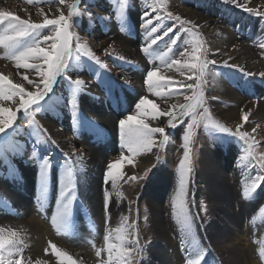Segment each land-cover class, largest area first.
Here are the masks:
<instances>
[{
    "label": "rangeland",
    "instance_id": "obj_1",
    "mask_svg": "<svg viewBox=\"0 0 264 264\" xmlns=\"http://www.w3.org/2000/svg\"><path fill=\"white\" fill-rule=\"evenodd\" d=\"M68 2L71 3L73 0H68ZM152 3L153 0H129L126 8V18L130 25V30L121 31L120 22L115 18L117 5L114 3V0H81L79 23L72 31L76 35H79L81 41H87L91 50L107 67L100 68L98 65L88 61L86 57L80 58L82 61L80 63H77L76 60L72 61L73 67L68 70V76L73 80L80 78L85 81L84 91L76 98V106L81 118L79 125L74 121L72 107L68 104V100L70 99L69 80L65 78H58V82L54 86V92L46 98V101L41 102L43 108L35 111V127H29L28 125V121L32 119L31 115L25 116L23 111L17 113L18 119L14 125V130H7L8 134L0 139V188H2L0 189V202L3 199V188H16L20 190L32 188L28 191L26 190V196L23 192L22 197H25V199L31 198L33 203L31 204L32 218L33 220L36 218L40 222L39 225L43 226L48 232H42V236H34L33 239L44 242L43 253L56 264L57 258L52 254L51 249L48 248L49 242L67 252L77 261V264H100L101 258L96 257L95 251L97 248L103 246V235L106 229L117 227L123 217H127L129 226H135L134 228L130 227L129 231L138 233L140 246L144 249L143 255L139 259V264H157L155 254L159 251L164 253V257L172 258V261H169L170 264H185V256L191 250L192 241L185 240L182 244L183 234L172 217L171 202L168 204L166 202L167 195L163 208L167 212L169 221L165 223L164 227L165 233L169 234L172 238L173 245L175 246L174 251L160 238L152 234L150 210L146 207V204L141 205L140 201L144 197L143 194H147L146 188L148 184L157 175V172H161V170L170 172L171 178L169 181L171 182L169 184L170 187H174L173 192L171 188V192L165 191V194H171L172 197L175 195L176 190L174 191V189L177 188L178 183V165L184 151L181 147L183 142L182 134L188 122V117L179 118L184 121L183 124L179 123V120L174 121L177 125L176 127L168 125L169 118L167 116L159 117L155 121H149L153 127L165 128L168 142L160 149L154 148L152 152L133 156L132 163H129L126 159L122 165L114 169V172H118L122 176V178L117 179L115 188L112 187L111 180L105 184L104 174L107 171L109 163L119 160L122 152L127 154V149L121 148L118 123L120 119L135 114V104L141 97H148L162 105L166 104V102H172L177 105L185 103L182 94L172 95L171 99L166 98V100L152 96L143 81L146 77V72L152 69L154 65L162 67L161 62L155 60V55H164L167 60L171 58L181 59V53L185 52L186 49L188 51L191 50L190 44L186 43V41L190 40L189 31H191L192 33H199V37L207 50V59L215 61V64H209L206 83L203 87L205 106L209 109L212 119L224 124L232 132L236 131L237 125H242L240 131L248 132L255 139L257 147L255 159H253L246 156L245 149L247 145L244 141L238 140L232 135L215 132L211 128H205L203 125L197 127L196 135L193 137L190 146L192 150L193 171L189 182L190 188L188 187L189 208L193 210L192 216L195 217L196 224L200 226L201 230V226L203 228L208 227L210 221L208 219L210 218L208 212L209 210H213L212 199L218 197L222 202L226 201L227 204L223 205V207H227L229 213L237 211L244 215L242 223L239 222V230L245 243L244 249L246 248V251L249 249L250 258L252 256L256 258L250 259V264H264V261L259 258L257 250V248L259 249L264 245V213L260 211L264 207V184H261L257 188L253 198L245 200L242 197V189L246 183H250L256 177H264V160L261 159V156H264V120L259 119L258 113L253 112L254 116H249L247 122L236 124L234 121L221 118L220 115L215 114V110L212 108L215 105L224 111L234 108L232 101L227 100L226 102L217 96L215 97V95L219 94H230L229 90L241 99L244 102L243 104H255L254 107L256 108L260 103L264 102V76L249 71L247 69L248 66L245 64L237 65V57L224 58L220 49L214 46L213 40L209 41L208 38L209 36L214 40L222 39L225 41L229 36L232 41L247 48L255 56L256 60L264 65V15L257 16L253 12L245 10L251 8L264 13V0H236V3H233V0H165L166 8L158 9L157 12L152 11ZM237 5H243V7H238ZM177 7L195 12L197 19L193 22L191 16L180 13L176 10ZM39 8H42L49 15V18L60 14L57 12V8H60L65 15L68 13L67 6L60 5L57 0H39V3L35 5H29L26 0H0V10L11 11L22 19L31 18L33 22L41 21V17L38 14ZM145 11L149 12L153 19L152 26H159L157 35H162L163 30L166 28L170 27L173 29V32L159 41L158 45L153 46L155 52L152 57L141 52V45L145 42V32L141 27L142 16ZM167 12H171L173 16L171 18L167 17ZM157 14L163 17L159 21L156 20ZM176 16L191 23L181 24L180 21L175 19ZM206 18L213 20L224 32H212L210 28H203V22ZM173 36H179L175 45L169 43ZM98 37L108 39L119 37L123 41L133 43L139 61L135 60L137 58L121 60L119 55L111 51V54H105V49L109 47L100 46L97 43ZM75 43L74 39L72 41L73 49ZM3 54V49H0V57ZM150 58L153 60V63H149ZM224 61L228 62V66H224ZM162 71L171 72L163 67ZM17 72L24 74L25 70H17L12 61L0 58V74L9 76L13 82L23 83L27 90H34L32 85L21 81L20 75ZM132 72L141 74L140 94L131 96L133 103H127L125 110L122 112L118 110L119 107L121 106L124 109L123 101L130 97L129 93H125L122 90L129 91V89L133 88L130 81L132 77L130 73ZM246 73L250 75H246ZM28 74L30 79L39 82V78L35 76L34 72ZM163 74H166V77H173L165 72ZM174 74L179 77L175 78V75L173 77L177 82L172 86L173 92H187L190 95V90L179 87V82L183 81L185 84H194L195 81L186 80L185 77L176 72ZM124 78L130 80L125 81ZM87 82L90 85H87ZM92 89L94 93L91 92ZM165 92H167V89H165ZM92 100L98 106L100 105L105 112L110 113L108 115L109 119L114 118L111 125L98 119L97 115L89 112L90 110L88 109L91 103H93ZM0 104L9 106L13 110L16 107L15 104L9 101H0ZM36 107L33 106V110ZM160 108L165 110L161 106ZM241 110L239 111L240 113ZM200 111L203 110L201 109ZM218 112L221 111L218 110ZM54 127L67 133L68 137L74 142L73 149H65L61 146L58 142V137H55L52 133V128ZM254 128L256 129L255 132L252 131ZM96 137L98 138L96 139ZM100 139H106L107 144L113 147L112 150L109 151L108 148L106 151ZM156 139H160L159 134H156ZM81 144L98 153L104 152L106 155L100 169V183L97 188L99 195L97 199L98 201L100 200V216L103 219L101 228L104 229L91 241L93 251L89 250L92 257L88 256L87 252L83 253L64 247L62 244L60 245L54 236L56 229L51 222L52 215L57 211L58 194L62 187L66 168L69 165H74L75 186L73 195L75 196V200L72 205L73 218L71 219V228L73 231L70 230V236L78 240L79 234H85L88 231L98 232V225L92 218L90 211L83 206L82 199L79 197L85 193L81 189V186H83L82 188L84 186H93L89 182L93 174H89L88 170L76 160L79 155L77 150H79L78 148H80ZM33 151L37 153L36 157L32 156ZM145 154H147L150 160L149 166L145 170L140 166L135 167V165H139L142 162ZM45 155L50 159L52 168L49 175V191L46 196L41 198L36 160ZM157 156H159V159H157ZM66 160L69 162L68 164H66ZM207 162H209L214 172L220 170V165L227 173L228 179L224 181L212 180L210 178L200 180V176L204 172H209V169L205 168V163ZM216 165L218 166V170L215 168ZM128 176L144 178L133 181L127 179ZM15 178L16 181L23 182L25 180L26 182L23 186L17 188V183L14 185L12 182ZM120 182L121 184H119ZM105 192L109 196L107 211L105 210L104 203ZM114 195H119L121 199V211L117 212L115 217L109 212L110 201ZM208 195H210L209 198ZM30 198L28 199L30 200ZM230 206L232 211L230 210ZM202 207H206V211L201 210ZM110 218L113 219L110 220ZM231 224L234 223L229 222V229L231 232H235V228L238 229V224L235 222V227ZM258 224L259 227L256 230ZM253 229L255 236L261 234L262 240L253 237ZM200 230L196 229L195 237L199 244L206 249V264L220 263L221 258L219 256L213 258V254L215 255L219 252L214 244L210 246L212 239L205 232L207 230L202 229V233H200ZM254 240L256 243H253ZM251 245L255 246L254 252L249 248ZM67 246L69 245L67 244ZM45 249H48L47 254L45 253ZM81 253L85 257L86 263L79 261ZM102 258L106 259V254H102ZM133 264H136V261H133Z\"/></svg>",
    "mask_w": 264,
    "mask_h": 264
},
{
    "label": "snow or ice",
    "instance_id": "obj_2",
    "mask_svg": "<svg viewBox=\"0 0 264 264\" xmlns=\"http://www.w3.org/2000/svg\"><path fill=\"white\" fill-rule=\"evenodd\" d=\"M29 5L39 3V0H26ZM60 5H66L68 13L65 15L60 8L57 12L60 14L49 18L42 8L38 9V14L41 17L40 22H33L31 18L22 19L20 16L11 11L0 10V49H3V56L0 58L12 61L14 67L24 69L25 73L20 74L21 81L32 85L34 90H27L23 83L13 82L9 76L0 74V101H9L15 104V110L9 106L0 104V139L6 136L7 130L13 129L18 119L17 113L23 111L25 116L31 115L32 119L28 121L29 127H35V111L43 108L42 101H46L51 93L54 92V86L58 82V78L69 80V96L68 104L72 107L73 119L77 125L81 123V118L76 106V98L84 91L85 81L80 78L71 79L68 76V70L73 67V60L77 63L82 62L80 58L86 57L88 61L98 65L100 68H106L107 65L101 62L98 56L91 50L87 41H81L79 35L73 33L72 29L79 23L80 3L81 0H73L69 3L68 0H57ZM117 5L115 18L120 22L121 31L130 30L126 18V8L129 0H114ZM236 3V0H233ZM243 7V5H237ZM152 11L157 12L158 9H165V0H153L151 5ZM246 11L253 12L255 15H264L255 9L247 8ZM166 16L171 18L173 14L167 12ZM76 18V19H74ZM163 17L156 15V20L159 21ZM175 19L181 24L191 23L184 21L181 17L176 16ZM153 25V19L149 12L145 11L142 16L141 27L144 29V44L141 45V52L149 57L153 56L155 49L154 45L167 37L173 32L172 28L163 30L162 35H157L158 25ZM151 26V27H150ZM47 30V31H45ZM190 40L186 43L190 44L191 50L187 49L181 53V59L171 58L165 59L164 55H155V60L160 61L164 69L174 71L185 77L186 80L195 83L185 84L179 82V87L190 90L187 92H173V85L177 82L173 77H166L162 73L160 65L146 72L144 84L152 96L158 97L161 100L171 99L172 95H183L185 103L171 104L166 110H162L160 105L149 99L141 97L135 104V114L128 115L124 119H120L118 123L121 148L127 149V154L122 152L119 160L109 163L107 171L104 174V182L107 184L109 180L112 182V187H116L118 178H122L121 174L114 172L118 166L127 159L132 163V157L141 153L152 152L154 148L160 149L168 142V135L164 127H153L149 121H155L159 117L167 116L168 125L176 127L174 121L183 124L184 121L180 117H188V122L184 127L182 134L183 156L178 165V183L175 195L171 199V214L175 222L183 234L182 244L185 240H191V250L185 256V264H205L206 249L199 244L195 237L194 220L190 213L188 200V186L191 179L192 155L191 144L193 137L196 135V128L203 125L205 128H211L213 131L235 136L238 140H242L247 145L245 154L247 157L255 159L257 143L248 132L240 131L242 125H237L236 131L224 124L212 119L209 109L205 106L203 87L206 83L209 64H215V61H210L206 57V48L199 37V33L189 31ZM75 39V47L73 49L72 41ZM179 36H173L169 41L171 45H175ZM109 45L105 49V54H111ZM75 53V55H74ZM186 57V58H185ZM121 60L125 58L119 57ZM149 63H153L150 58ZM224 66H228V62L224 61ZM35 73L39 78V82L29 78L28 73ZM246 75H250L246 73ZM264 76V73L261 74ZM167 89V92H165ZM33 106H37L33 110ZM203 111H200V110ZM31 110V111H30ZM240 119L242 122H247L249 113L241 110ZM253 132L256 131L254 128ZM156 134H159L160 139H156ZM39 143V141H37ZM19 154V153H17ZM33 157L37 153L33 151ZM82 159V158H78ZM159 159V156H157ZM264 160V156H261ZM38 164V182L41 198L46 196L49 191V175L52 164L50 159L45 155L36 160ZM69 162L66 160V164ZM147 175V173H145ZM144 177L128 176L129 180L143 179ZM264 184V177H256L250 183H246L242 189V197L245 200L251 199L254 196L257 188ZM75 186L74 165H69L66 168L65 175L62 181L57 199V211L51 217L53 227L57 232L68 233L71 230L72 205L75 200L73 195ZM109 196L105 192L104 203L107 211ZM206 211V207H202ZM264 213V207L260 209ZM107 223V221H106ZM127 223V217H123L119 225L115 228H107L103 235V246L97 248L95 255L101 258L100 264H139V259L142 257L144 249L140 246L138 233L130 232ZM253 243H256L254 240ZM95 247V245H93ZM27 247L26 242L20 231L14 229L0 228V264H26L23 256L24 250ZM48 248L57 258V264H77L67 252L58 248L55 244L49 242ZM48 249H45L47 254ZM102 254H106V259L102 258ZM260 259L264 261V245L258 249ZM35 264H41L40 260H36Z\"/></svg>",
    "mask_w": 264,
    "mask_h": 264
},
{
    "label": "bare ground",
    "instance_id": "obj_3",
    "mask_svg": "<svg viewBox=\"0 0 264 264\" xmlns=\"http://www.w3.org/2000/svg\"><path fill=\"white\" fill-rule=\"evenodd\" d=\"M176 10L179 11L180 13H184L185 15L187 14L191 16V19L193 22L197 19L195 12L187 11L181 7H177ZM203 24H204L202 26L203 28H210L212 32L214 31L224 32L222 28H220L216 23H214L213 20L209 18H206ZM208 38H209V41L213 40L212 42L214 43V46L220 49V52L223 54L222 56L224 58L237 57L238 58V60L236 61L237 65L245 64L248 66L247 69L249 71H252L254 73H259V75L264 73V65L261 64L259 61H257L255 56L252 55L247 48H245L244 46L240 44L235 43L234 41L230 39L229 36L227 37L225 41L222 39L214 40L212 37H209V36ZM97 43L100 46L104 45L105 47H109V45H111L112 46L110 49L111 52H114L120 57L123 56L127 60L134 59V58H137L135 60L139 59L137 57L136 48L134 47L133 43L123 41L119 39V37L118 38L113 37L112 39H108L105 37H98ZM163 72L173 77L176 76L175 78L179 77L178 75H175L173 71L171 72L162 71V73ZM130 74L132 76L130 78L131 80L128 78H124V79L125 81L130 80L132 82L131 86L133 88L129 89L130 92L128 90H122L123 92L129 93L130 95V97L126 98L127 100L125 99L123 101L124 109H122L121 106L119 105L120 107L118 110L122 112L125 110L126 108L125 105L127 103L128 104L133 103L131 96H134L135 94H140L139 85L141 83L140 82L141 74L140 73L138 74V72L137 73L132 72ZM165 76L167 75L165 74ZM88 84L89 83L87 82V85ZM91 92L94 93V90L92 89ZM229 93L230 94H226V95H220V94L219 95L214 94V95L215 97L217 96L219 99L225 100L226 102L227 100L232 101L234 103L233 105L234 108L224 111V110H220L219 107L215 105L212 107L215 110V114L220 115L221 118L223 117L226 120H231V121L236 122V124H238L242 122L240 119L241 113L239 112L240 109H242L244 112L249 113L250 117L254 116L252 114L253 112L258 113V115L260 116L259 119L264 120V102L260 103L255 108L254 107L255 104H243L244 102L238 97H236L231 92V90H229ZM92 102L93 103H91V105L89 106L90 108L88 109L90 110L89 112L93 113V115H97L98 119L104 122H107L109 125H111L114 121V118L109 119L108 115L110 113L105 112V110L100 105L99 107L95 103V101L92 100ZM171 104L173 103L166 102V104L164 105L162 104H159V105L166 110ZM218 110L221 112H218ZM52 129H53L52 133L54 134L55 137H58L59 140L58 139L57 140L63 148L73 149L74 142L68 137L65 131L56 129L55 127ZM97 138L98 137H96V139ZM100 140H102L104 149L106 151L108 148H109V151L112 150L113 147L107 144L106 139H100ZM78 149L79 150H77V152H79V155L76 158L77 162L80 163L82 166H84L88 170L89 174H93L92 179L89 181L90 183L93 184V186H90V187L84 186V188H82L83 186H81V189H83V192L85 193H83V195L81 194L79 197L82 199L83 206L90 211L92 218L94 219L95 223L98 225L97 227L98 232L88 231L85 234H79L78 240L74 237H71L70 232L65 233L61 231L58 233L56 230L54 233V236L57 239V241L60 243V245L62 244L64 247H68L73 250L81 251L83 253L87 252L88 256L92 257V255H90V250L93 251V248L91 246L92 244L91 241L94 240L97 234L104 229V228L103 229L101 228V226L103 225L102 224L103 219L100 216V205H99L100 200L98 201L97 199V197L99 198V195L97 193L98 192L97 188L99 187V183H100V176H99L100 169L102 167V163H103V160H105L104 157L106 155L104 154V152L98 153L96 151H93L91 148H88L84 144H81L80 148ZM78 158H82V159H78ZM143 160L142 162L139 163V165L138 164L135 165V167L140 166L142 167L143 170H145L150 164V160L148 159L147 154L143 156ZM205 168L209 169V172L208 173L204 172L203 175L200 176V180H203L205 178H210L212 180L224 181L228 179L227 173L223 170V168L220 165H219L220 170L217 172H214L209 162L205 163ZM215 168H217L218 170L217 165L215 166ZM164 171L161 170V172L160 171L157 172V175L153 178V180H151V182L148 184L146 188L147 194L146 193L143 194L144 197L141 199L140 202H141V205L146 204V207L150 210L149 214H150L151 229L153 230L152 234H154L157 238H160L167 246H170L171 249L174 251L175 246L173 245L172 238L170 237L169 234L165 233L164 226L166 222L168 223L169 217L167 215V212L163 208L164 203L167 202L168 204L171 202V199H172L171 194H167V193L165 194V191L171 192L170 190L172 188V192H173L174 187H170V184H169L171 182L169 181L171 178L170 172H167V171L164 172ZM12 182L14 185L17 183L16 186L18 188L20 186H23V184L26 181L25 180L23 182L19 180L16 181V178H15V180H13ZM119 184H121V182ZM168 185H169V188H168ZM188 187L190 188V183ZM30 189L32 188L30 187L25 188V189L23 188L22 190L16 189V188L15 189L3 188L2 190L3 199L0 202V228H4V229L11 228V229L18 230L21 232L26 242V245H27L23 253L26 264H35L36 260H40L41 264H56L55 262L51 261L47 255L43 253L44 242L33 239L34 236H42V232H46V233L48 232L44 229L43 226L39 225L40 222L36 218H34L36 223L34 222L32 218V214H31V209H32L31 204H33L31 201V198L28 197L30 198L29 200L28 198L25 199V197L24 198L22 197V193L24 192L26 196L27 195L26 190L28 191ZM175 190L176 188L174 189V191ZM196 190H198V188H196ZM166 195H167V198H166ZM209 196L210 195H208V198ZM165 198L167 199V201ZM225 204H227L226 201L222 202V200L219 199L218 197L213 198L212 199L213 210H209L208 212L209 217H210L208 218L210 219L208 227L203 228V226H201L202 229L207 230L205 232L213 240V241L211 240L210 246L214 244L217 247V250L219 252L218 254H215V255L213 254V258H217L219 256L222 260L221 261L219 259L220 263L216 262L215 264H250V259L252 260L256 258L255 256H252L250 258L249 249L248 251H246V248L244 249L245 243L242 240L241 232L239 230L240 223H242V221L244 220L243 219L244 215L238 213L237 211H232L231 206H230V210L232 212L229 213L227 210V207H223V205ZM109 207H110L109 212L110 214L113 215V217L116 216L117 212L121 211V199L119 195H114L111 198ZM190 213L191 215L193 214L192 209H190ZM256 216L258 215L256 214ZM72 218H73V215L71 216V219ZM112 219L113 218H110V220ZM229 222L234 223V224H231L233 226L234 225L236 226L235 222H237L238 229L235 228V232L230 231L229 226H228ZM196 223L197 221L195 220L194 221L195 231L197 228L198 230H200V226H198V224ZM218 223H220L222 226ZM258 227H259V224L256 226V230L258 229ZM88 229H90V227H88ZM201 230H200V233H202ZM71 231H73L72 228H71ZM252 233H254V229ZM51 236H53V234H51ZM253 237L255 239L259 238L261 240L263 238L261 234L259 235L257 234V236H255V233ZM67 244L69 246H67ZM249 248L253 250V252L255 251L254 245H251V247ZM150 252L152 253L151 250ZM155 256L157 258L156 260L157 264H170L169 261H172V258L164 257V253L161 251L156 253ZM79 261L82 263L83 262L86 263L85 257L82 255V253L80 254ZM206 263L207 261H205V264Z\"/></svg>",
    "mask_w": 264,
    "mask_h": 264
},
{
    "label": "crops",
    "instance_id": "obj_4",
    "mask_svg": "<svg viewBox=\"0 0 264 264\" xmlns=\"http://www.w3.org/2000/svg\"><path fill=\"white\" fill-rule=\"evenodd\" d=\"M144 63V61H142ZM138 68V67H137ZM117 91V90H116Z\"/></svg>",
    "mask_w": 264,
    "mask_h": 264
}]
</instances>
